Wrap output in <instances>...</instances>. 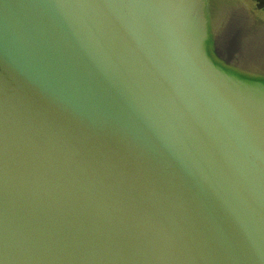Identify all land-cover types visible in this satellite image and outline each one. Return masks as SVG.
<instances>
[{"label":"water","instance_id":"water-1","mask_svg":"<svg viewBox=\"0 0 264 264\" xmlns=\"http://www.w3.org/2000/svg\"><path fill=\"white\" fill-rule=\"evenodd\" d=\"M0 264H264V5L0 0Z\"/></svg>","mask_w":264,"mask_h":264},{"label":"flooded vegetation","instance_id":"flooded-vegetation-1","mask_svg":"<svg viewBox=\"0 0 264 264\" xmlns=\"http://www.w3.org/2000/svg\"><path fill=\"white\" fill-rule=\"evenodd\" d=\"M260 6H263L264 5V0H255Z\"/></svg>","mask_w":264,"mask_h":264},{"label":"rangeland","instance_id":"rangeland-1","mask_svg":"<svg viewBox=\"0 0 264 264\" xmlns=\"http://www.w3.org/2000/svg\"><path fill=\"white\" fill-rule=\"evenodd\" d=\"M263 1V0H262Z\"/></svg>","mask_w":264,"mask_h":264}]
</instances>
